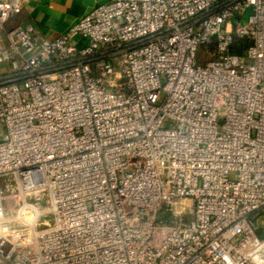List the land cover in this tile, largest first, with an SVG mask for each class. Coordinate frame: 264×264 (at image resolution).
Here are the masks:
<instances>
[{"label": "built area", "instance_id": "built-area-1", "mask_svg": "<svg viewBox=\"0 0 264 264\" xmlns=\"http://www.w3.org/2000/svg\"><path fill=\"white\" fill-rule=\"evenodd\" d=\"M0 64V264H264V0H110Z\"/></svg>", "mask_w": 264, "mask_h": 264}, {"label": "crops", "instance_id": "crops-1", "mask_svg": "<svg viewBox=\"0 0 264 264\" xmlns=\"http://www.w3.org/2000/svg\"><path fill=\"white\" fill-rule=\"evenodd\" d=\"M110 0H29L17 16L19 23H32L42 37L55 38L69 30L93 7Z\"/></svg>", "mask_w": 264, "mask_h": 264}, {"label": "rangeland", "instance_id": "rangeland-1", "mask_svg": "<svg viewBox=\"0 0 264 264\" xmlns=\"http://www.w3.org/2000/svg\"><path fill=\"white\" fill-rule=\"evenodd\" d=\"M250 12H251V9L249 8L248 11H247V14H249ZM17 16H18V15H17ZM17 16L13 17L11 20L8 21V23H7L6 26H5V28H6L7 30L10 29L11 27H13V26L16 25V22L18 21V20H17ZM246 18H247V17H246ZM6 29H2L0 32H1L2 34H4ZM203 53H204V52H203ZM203 53H202V50L199 51V56H201ZM3 66H4V64H0V68H2ZM164 99H165V93H162V94L160 95V98H159V101H158V102H159V103H162V102L164 101ZM219 122H220V126H221V125L223 124V122H224V117H223V116L220 117ZM186 202H187V204H189V205L191 206V200H190V199H187ZM189 205L187 206V211H191V207H189ZM176 207H178V205H175V208H176ZM186 218H187V219H190V218H191V214H187V215H186ZM258 225H259L260 227L264 228V216H262V217L259 218V220H258Z\"/></svg>", "mask_w": 264, "mask_h": 264}, {"label": "trees", "instance_id": "trees-1", "mask_svg": "<svg viewBox=\"0 0 264 264\" xmlns=\"http://www.w3.org/2000/svg\"><path fill=\"white\" fill-rule=\"evenodd\" d=\"M249 44V40L247 39H242V38H236L234 41V44L231 46V51L238 53L240 55L244 54L245 48ZM202 50V53L204 52V48H201L200 51ZM199 59L202 61L203 57L202 55L199 56Z\"/></svg>", "mask_w": 264, "mask_h": 264}, {"label": "bare ground", "instance_id": "bare-ground-1", "mask_svg": "<svg viewBox=\"0 0 264 264\" xmlns=\"http://www.w3.org/2000/svg\"><path fill=\"white\" fill-rule=\"evenodd\" d=\"M186 200H187V199H183V200L175 201V203L180 202V203L182 204V207L185 208L186 206L189 205V204H187Z\"/></svg>", "mask_w": 264, "mask_h": 264}]
</instances>
